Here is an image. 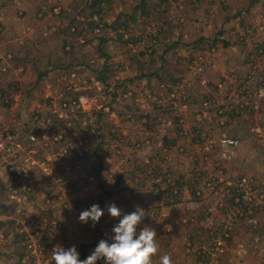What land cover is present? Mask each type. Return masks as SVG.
Listing matches in <instances>:
<instances>
[{"label":"rangeland","instance_id":"rangeland-1","mask_svg":"<svg viewBox=\"0 0 264 264\" xmlns=\"http://www.w3.org/2000/svg\"><path fill=\"white\" fill-rule=\"evenodd\" d=\"M38 5L10 24L0 0V133L35 136L29 176L0 157V264H34L36 230L42 264L57 245L86 259L112 203L144 211L153 264H264V0Z\"/></svg>","mask_w":264,"mask_h":264},{"label":"clouds","instance_id":"clouds-1","mask_svg":"<svg viewBox=\"0 0 264 264\" xmlns=\"http://www.w3.org/2000/svg\"><path fill=\"white\" fill-rule=\"evenodd\" d=\"M108 213L111 217L119 219L112 232L114 236L102 239L95 250L86 258L81 259L75 246L64 248L57 245L51 251V262L53 264H153V258L159 252L157 243V232L150 226L140 228L145 218L144 211L137 207L131 213H123L114 203L108 205ZM104 211L98 204L80 213L79 221L88 224L90 221L95 227L104 216ZM122 217V218H121ZM158 264H174L171 256H159Z\"/></svg>","mask_w":264,"mask_h":264},{"label":"built area","instance_id":"built-area-1","mask_svg":"<svg viewBox=\"0 0 264 264\" xmlns=\"http://www.w3.org/2000/svg\"><path fill=\"white\" fill-rule=\"evenodd\" d=\"M13 59V54L7 50H4L2 45L0 44V62L3 63V67L1 69V71L5 72L7 71L8 68V64L10 63V61ZM260 92V96H264V88L261 87L259 89ZM35 140V136L34 134H26L23 137H18L16 135H13L10 132H5V133H0V157L2 159H7L8 158V162L11 163V165H13L15 168L19 165H17V160L23 157H26L25 159L27 161H29L28 164H26L25 168H23V172H19L20 175L15 174L16 177H22L21 175L25 172H27L26 176H29L28 173V169H30V167L32 165H34V161H32V163H30V155H25L27 154V149L28 152L30 153V147L26 145V143L29 141L34 142ZM226 140V142H225ZM224 143L227 144L228 142L230 143H234L235 141L231 140V139H225ZM32 164V165H29ZM26 180L29 181V177L28 178H24ZM17 192V191H16ZM15 194V193H14ZM14 194L12 195V197H14ZM0 207H1V203H0ZM25 214V213H24ZM23 214V215H24ZM27 218V216H22L20 219L25 220ZM19 225L18 226H23L26 227V225L23 223V221L18 220L17 222ZM49 235V233H47L46 231H40V230H36V233H33L30 236V241L27 243L28 244V252L29 254L32 256V258H35L37 250H39L40 252V257H37V259L35 260L34 264H42L43 263V238L47 237Z\"/></svg>","mask_w":264,"mask_h":264},{"label":"crops","instance_id":"crops-1","mask_svg":"<svg viewBox=\"0 0 264 264\" xmlns=\"http://www.w3.org/2000/svg\"><path fill=\"white\" fill-rule=\"evenodd\" d=\"M4 2V4L7 5V9H9V12H6L7 15L3 17L6 18V20L10 23V24H15L17 21V17L16 14L19 12L17 11L20 10L19 13H24L26 14L25 16L28 17H33V16H37V12L36 10L38 9V4L40 3V0H2V3ZM29 19V18H28ZM17 98V97H15ZM14 99V96H13ZM13 99L11 101H13ZM0 113H3L2 111H0ZM10 120V119H9ZM13 122L15 124H13L14 126H16V121L13 120ZM7 129V127H6Z\"/></svg>","mask_w":264,"mask_h":264}]
</instances>
